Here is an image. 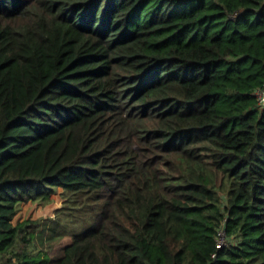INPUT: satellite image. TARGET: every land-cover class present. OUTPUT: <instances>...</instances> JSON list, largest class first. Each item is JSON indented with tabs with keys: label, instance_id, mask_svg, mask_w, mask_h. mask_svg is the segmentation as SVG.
I'll list each match as a JSON object with an SVG mask.
<instances>
[{
	"label": "trees",
	"instance_id": "16d2710c",
	"mask_svg": "<svg viewBox=\"0 0 264 264\" xmlns=\"http://www.w3.org/2000/svg\"><path fill=\"white\" fill-rule=\"evenodd\" d=\"M261 90L264 0H0V264H264Z\"/></svg>",
	"mask_w": 264,
	"mask_h": 264
},
{
	"label": "rangeland",
	"instance_id": "374dc122",
	"mask_svg": "<svg viewBox=\"0 0 264 264\" xmlns=\"http://www.w3.org/2000/svg\"><path fill=\"white\" fill-rule=\"evenodd\" d=\"M62 188L58 189L57 193H54L52 195V200L50 202H43V201H36V202H26L22 203L19 206L18 213L16 214L13 222L18 223L20 221L31 219V220H42V223L47 222V226L51 227V224H53L55 221L59 219L58 210L62 208L65 199L62 196ZM68 211H66L60 218L62 222L66 221L65 219L69 218L70 215L67 214ZM89 224V223H88ZM87 224V225H88ZM86 223H82L79 227H77L76 230H74V226L67 227L68 232L61 236L58 240L54 242V245L51 249H49L48 241H46V247L45 249L49 250L48 255L51 258H56L60 255H62L64 246L69 243L72 239V232L74 233L80 231L81 229H84ZM35 245L37 248L35 252L42 249L41 243L38 241Z\"/></svg>",
	"mask_w": 264,
	"mask_h": 264
},
{
	"label": "built area",
	"instance_id": "2783aa9c",
	"mask_svg": "<svg viewBox=\"0 0 264 264\" xmlns=\"http://www.w3.org/2000/svg\"><path fill=\"white\" fill-rule=\"evenodd\" d=\"M258 95L260 96V100L261 102L264 101V90L259 91ZM227 243V238H226V233L225 231L222 229L219 232V240H218V246L219 247H223L225 246Z\"/></svg>",
	"mask_w": 264,
	"mask_h": 264
}]
</instances>
